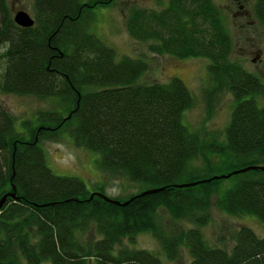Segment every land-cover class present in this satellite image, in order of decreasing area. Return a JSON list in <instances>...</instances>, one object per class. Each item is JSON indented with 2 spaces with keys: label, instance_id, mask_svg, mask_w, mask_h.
<instances>
[{
  "label": "trees",
  "instance_id": "1",
  "mask_svg": "<svg viewBox=\"0 0 264 264\" xmlns=\"http://www.w3.org/2000/svg\"><path fill=\"white\" fill-rule=\"evenodd\" d=\"M113 0H32L34 24H14L8 0H0L3 60L0 92L57 102L21 122L0 104V264H162L146 250L130 249L142 233L161 244L167 260L180 246L191 264H264V238L248 227L234 232L231 245L210 246L201 228L209 209L229 216L253 215L264 223V172L187 188L248 166H264V83L232 61L233 42L213 0H169L161 10L134 8L126 19L129 36L150 42L149 52L177 59L208 60L211 95L227 91L235 101L223 140L192 132L182 123L193 105L185 84L140 83L148 64L122 56L91 33L92 9ZM264 29V0L254 6ZM68 133L77 148L98 154L99 169L162 192L135 197L126 206L90 198L84 183L54 175L46 165L43 140ZM225 181H228L226 184ZM104 194L103 191H98ZM111 199V198H110ZM163 209L178 234L158 223Z\"/></svg>",
  "mask_w": 264,
  "mask_h": 264
},
{
  "label": "rangeland",
  "instance_id": "2",
  "mask_svg": "<svg viewBox=\"0 0 264 264\" xmlns=\"http://www.w3.org/2000/svg\"><path fill=\"white\" fill-rule=\"evenodd\" d=\"M85 1V0H84ZM87 1V0H86ZM167 0H113L108 7H97L91 10L94 21L91 33L105 45L112 48L117 59L122 56L135 60H142L148 64L147 72L141 77L140 83H168L170 79L181 80L193 97V105L183 113L182 123L190 131L208 134L222 141L231 112L235 107L232 95L227 91L211 95L212 84L208 75V60L205 59H177L170 55H157L149 52L150 42L133 40L126 29V19L134 8L161 10L166 7ZM221 11L226 31L229 33L233 50L231 59L239 63L248 73L254 75L264 83V29L254 23V2L245 5L249 18H245L244 11L235 15L237 8L232 0H213ZM12 13L22 10L34 17L32 0H8ZM3 48L0 46V55ZM3 60L0 58V72ZM2 104L15 118L14 127L17 132H24L23 121L35 122L38 111L58 110V104L50 99H38L32 96H18L0 92ZM258 107L264 106V100H257ZM46 165L56 176L74 177L81 180L86 189L93 193L103 191L111 199L125 200L130 195L138 193L139 186L120 177H110L98 167L99 156L96 153L74 146L68 133L64 132L57 140L41 141ZM225 187L228 181H225ZM100 193V192H99ZM212 199L209 209L210 221L201 228L205 241L210 246H221L222 241L231 245V237L240 227H248L254 233L264 238V223L256 216H229L219 211ZM158 223L166 233L175 235L181 228L191 227L187 222H174L169 215L160 209ZM222 239V241H221ZM123 245L130 249L146 250L154 253L162 264H191V257L187 249L180 246L174 260H167L161 244L148 233L135 237L133 242L123 241Z\"/></svg>",
  "mask_w": 264,
  "mask_h": 264
},
{
  "label": "water",
  "instance_id": "3",
  "mask_svg": "<svg viewBox=\"0 0 264 264\" xmlns=\"http://www.w3.org/2000/svg\"><path fill=\"white\" fill-rule=\"evenodd\" d=\"M13 22L16 26L21 27V28H30L33 26L34 24V20L33 18L30 17V15L28 13H26L25 11L19 10L17 12H15L13 14ZM248 171H262L264 172V166H248L239 170H235L229 174H224L221 176H214L211 179H207L204 181H199V182H195V183H186V184H180L174 187L177 188H187V187H191L194 186L196 184L199 183H205V182H210L211 180H226L228 178H230L231 176H235L238 174H243L246 173ZM165 188H156V189H147L144 190L143 192H141L140 194H138L135 197H143V196H147V195H152V194H156L158 192H162ZM94 196L101 198L102 200L110 203V204H114L117 206H126L128 205L130 202H132L134 200L135 197H132L130 199H128L125 202H119L117 200H113L108 198L107 196H105L104 194L98 193V192H93L90 195L89 199H92ZM7 198H14L15 200H19L18 197L15 196L14 192H9L6 193L5 195L2 196V198L0 199V208L2 207V205L5 203V201L7 200Z\"/></svg>",
  "mask_w": 264,
  "mask_h": 264
},
{
  "label": "flooded vegetation",
  "instance_id": "4",
  "mask_svg": "<svg viewBox=\"0 0 264 264\" xmlns=\"http://www.w3.org/2000/svg\"><path fill=\"white\" fill-rule=\"evenodd\" d=\"M250 1L251 0H232L233 6L237 8L235 15L240 14L244 11L247 13L248 10H245V5L247 4V2L249 3ZM252 1L254 2V6H255L257 0H252ZM168 2L169 0H167L165 3L168 5ZM161 9H164V6ZM245 16H246L245 18H249L248 13ZM254 23L259 24L256 20L254 21Z\"/></svg>",
  "mask_w": 264,
  "mask_h": 264
}]
</instances>
